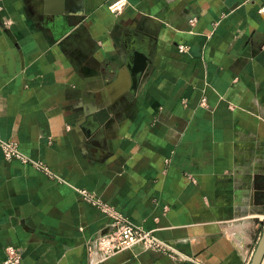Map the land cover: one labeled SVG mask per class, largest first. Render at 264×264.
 <instances>
[{"label": "crops", "instance_id": "1", "mask_svg": "<svg viewBox=\"0 0 264 264\" xmlns=\"http://www.w3.org/2000/svg\"><path fill=\"white\" fill-rule=\"evenodd\" d=\"M113 1L0 0V140L20 154L0 145V264L8 245L18 264H245L264 227V0ZM82 189L171 249L94 261L105 219Z\"/></svg>", "mask_w": 264, "mask_h": 264}, {"label": "built area", "instance_id": "2", "mask_svg": "<svg viewBox=\"0 0 264 264\" xmlns=\"http://www.w3.org/2000/svg\"><path fill=\"white\" fill-rule=\"evenodd\" d=\"M126 3L127 0H114L109 4V8L111 11L116 12L125 6ZM178 50L183 51L184 47L180 45L178 46ZM0 145L3 148L4 157L6 159L12 156H20L15 144L0 140ZM34 164L42 168L39 164L35 162ZM79 192L83 199L90 201L100 208L105 219V224L87 245V250L94 256V261L104 260L117 252L129 249L137 244L147 250L171 249L170 244L157 237L153 233V230L147 229L140 224L133 223L114 206L102 202L98 197L87 190L82 189ZM6 252L10 264L19 263L21 258L19 248L8 245L6 247ZM249 260H247L245 264H248Z\"/></svg>", "mask_w": 264, "mask_h": 264}, {"label": "water", "instance_id": "3", "mask_svg": "<svg viewBox=\"0 0 264 264\" xmlns=\"http://www.w3.org/2000/svg\"><path fill=\"white\" fill-rule=\"evenodd\" d=\"M138 58H139V56H138ZM138 60H139L140 63L137 65L138 70L136 72L134 81H136L138 73L141 72L140 69H142V67L144 66L143 60L142 59H138ZM263 256H264V227H263L261 235H260V237H259V239L257 241L255 249L252 252V255H251V258H250L248 264H261Z\"/></svg>", "mask_w": 264, "mask_h": 264}, {"label": "bare ground", "instance_id": "4", "mask_svg": "<svg viewBox=\"0 0 264 264\" xmlns=\"http://www.w3.org/2000/svg\"><path fill=\"white\" fill-rule=\"evenodd\" d=\"M137 58V57H136ZM139 60L137 59V62H134V64L132 65V67L130 68V77H131V81H132V84L134 83V80H135V75H136V72L138 70V67L137 65L139 64Z\"/></svg>", "mask_w": 264, "mask_h": 264}]
</instances>
